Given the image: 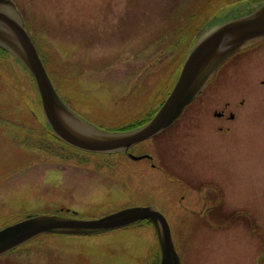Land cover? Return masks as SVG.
Instances as JSON below:
<instances>
[{"label": "rangeland", "instance_id": "rangeland-1", "mask_svg": "<svg viewBox=\"0 0 264 264\" xmlns=\"http://www.w3.org/2000/svg\"><path fill=\"white\" fill-rule=\"evenodd\" d=\"M13 1L59 96L95 125L116 131L167 98L197 29L226 7H239L234 14L240 15L261 0ZM22 67L13 55H0V231L62 205L92 218L128 205L126 185L149 181L145 162L117 156L116 165L115 155L92 153H79L85 164L65 162L45 134L40 95ZM212 81L198 100L245 105L226 122V155L221 142L213 145L216 163L226 165V217L167 221L181 264H256V253L264 256V231L261 247L247 234L252 219L264 226L258 165L264 158V48L229 59ZM32 86L35 104L28 97ZM121 104L132 107L130 113L120 114L115 106ZM127 165L135 178L119 185ZM156 250L153 227L143 222L85 236L42 234L1 255L0 264H149Z\"/></svg>", "mask_w": 264, "mask_h": 264}, {"label": "water", "instance_id": "water-1", "mask_svg": "<svg viewBox=\"0 0 264 264\" xmlns=\"http://www.w3.org/2000/svg\"><path fill=\"white\" fill-rule=\"evenodd\" d=\"M264 39V0L252 12L214 20L204 27L189 49L171 92L146 123L123 132H108L74 113L55 91L13 0H0V46L14 55L32 76L43 115L62 141L88 152L120 153L166 130L208 84L231 56ZM141 157L133 158L139 160ZM148 220L155 231L159 264H180L169 224L153 206L124 208L92 219L39 215L0 231V256L42 234L92 235Z\"/></svg>", "mask_w": 264, "mask_h": 264}, {"label": "flooded vegetation", "instance_id": "flooded-vegetation-1", "mask_svg": "<svg viewBox=\"0 0 264 264\" xmlns=\"http://www.w3.org/2000/svg\"><path fill=\"white\" fill-rule=\"evenodd\" d=\"M260 48H264V39L252 44L232 58L240 54L249 55V53ZM214 81L215 77L212 82ZM65 102L80 118L91 125L99 127L73 109L69 102ZM242 104L243 101H240L238 105H231L226 102L213 105L203 103L197 98L184 109L178 119L166 130L141 142V144L144 142L150 143L148 149L135 152L134 148L140 144L138 143L126 151L104 155L105 157L115 155L113 156V162L116 165H118L117 156L123 158L126 162H137L133 158L141 157L138 162H145L143 167L149 181L144 180L143 185H126V182L130 179L133 181L135 178L131 174L128 165L127 170L123 171V173L127 172L125 177L122 176L120 183L116 181L119 185H126L129 192L127 195L129 198L128 205L122 208L154 206L167 220L169 218L212 220L226 217V211H224V208H226V165L216 163L217 158L215 157L213 145L216 143L214 140L221 142L219 148L222 149L221 153L226 155V133L230 132V128L226 127V122L231 125L237 119L238 111L245 108V105ZM160 105L148 109L145 115H140L135 119L136 122L130 124L140 125L147 122L157 112ZM115 107L122 115L130 113L129 111L132 109L127 104L116 105ZM128 125L123 127L130 128V126L127 127ZM45 134L49 135L52 143H54L52 149L59 151V156H63L65 162H72L75 165L87 162V158L79 153L89 154L90 152L69 146L50 131ZM64 148L70 151H66ZM49 154L53 155L51 152ZM262 160L263 163L260 162L258 165L264 169V158ZM94 167L97 170V166L94 165ZM114 170L117 174L118 169ZM116 174L113 175L116 176ZM109 175L112 177L111 174ZM154 195H159L161 200L150 198ZM51 214L74 218H92L83 215L80 210L72 205H62L52 211ZM247 226L248 223H246ZM263 228L264 226H261L258 219H255V223L252 219V226H249L250 233L247 234L253 235L255 238L254 244H258L260 247L262 246ZM256 256V264H264V256L259 255L258 252Z\"/></svg>", "mask_w": 264, "mask_h": 264}, {"label": "trees", "instance_id": "trees-1", "mask_svg": "<svg viewBox=\"0 0 264 264\" xmlns=\"http://www.w3.org/2000/svg\"><path fill=\"white\" fill-rule=\"evenodd\" d=\"M231 8H232L231 6L226 7L225 10L220 11V12H221L220 15H223V14L227 13ZM198 30H199V29H197V31L195 32V35L191 38V42H190V44H189V47L193 45V42H194V40H195V38H196V34L198 33ZM189 47H188V48H189ZM2 50H3V49H2ZM22 68L24 69V67H22ZM28 75H29V73H28ZM28 77H31V76H28ZM29 80H30V82H31L32 78L29 79ZM32 88L34 89V91H33L32 89H30V87H29V89H28V91H29V93H28V97L31 99L32 103L34 102V104H35L36 99H37V101H38V96H37V92H36L35 88H34L33 86H32ZM34 94H36V98H35ZM34 114H35V113H34ZM154 262H155V264H156L157 259H154Z\"/></svg>", "mask_w": 264, "mask_h": 264}, {"label": "bare ground", "instance_id": "bare-ground-1", "mask_svg": "<svg viewBox=\"0 0 264 264\" xmlns=\"http://www.w3.org/2000/svg\"><path fill=\"white\" fill-rule=\"evenodd\" d=\"M226 17H227L226 15H220V18H226Z\"/></svg>", "mask_w": 264, "mask_h": 264}]
</instances>
